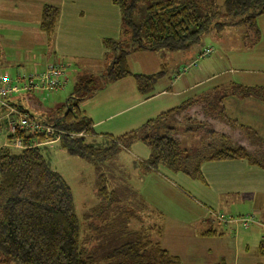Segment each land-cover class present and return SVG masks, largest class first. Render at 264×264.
<instances>
[{"label":"trees","instance_id":"1","mask_svg":"<svg viewBox=\"0 0 264 264\" xmlns=\"http://www.w3.org/2000/svg\"><path fill=\"white\" fill-rule=\"evenodd\" d=\"M141 3H148L147 14L142 23L136 26L131 17ZM114 4L123 14L121 35L118 39L104 41L111 52L112 62L101 75V83L100 78L99 82H95L93 76L78 78L71 95L61 106L60 113L53 117V123L42 114L45 109L38 98L41 94L34 90L25 92L19 102L12 97L8 99V103L32 119L52 125L63 132L59 140L63 141L68 153L96 167L99 173L96 184L99 202L109 199L111 193L116 194L106 185V177L100 172L101 163L116 148L129 149L138 141L150 151L149 158L141 162L148 172L165 167L206 183L202 173V165L206 161L245 159L251 165L264 169V138L253 128L232 119L225 107V99L229 95L254 97L264 104V86L251 87L232 83L226 87H216L212 93L190 98L146 121L139 128L113 137V145L105 149L87 142L86 137L94 134V123L80 108L84 101L106 84L130 76L136 79L141 94H152L164 72L151 75L132 73L128 60L132 53L157 52L162 49L188 51L199 44L205 35L212 31L218 32L226 26H245L248 33L254 31L259 38L257 22L264 15V0H224L222 8L216 0H114ZM59 15L58 7L45 5L41 12L40 29L46 34H52ZM213 52L212 47L201 49L198 57L205 59ZM188 69L184 68V72ZM0 107L7 112V108ZM8 119L16 121L18 116L13 114L7 118L6 128L3 130L6 142L0 148V254L6 258L5 262L181 264L178 256L164 248L160 240L151 237L154 231L159 237L162 235V228L156 225L133 231L126 230L127 228L113 229L111 225L115 226L118 222L114 221L108 224L112 229L108 240H82L81 221L76 211L72 188L59 172L49 166L37 146L46 141L45 138L20 129L9 134ZM178 126L187 133L196 134V138H201L203 143L196 152L190 153L182 148L187 142L183 143L181 135L176 134ZM205 137L221 139L206 142ZM16 139H21L25 148L10 147L9 144ZM196 143L192 140L187 147L196 149L193 145ZM142 205L148 210L143 200ZM98 209L99 206L92 208L85 217H91ZM92 226L88 224L87 227L95 235L104 233ZM218 234L215 229H211L203 235ZM257 253L264 258V240L259 243ZM220 264L226 263L222 261Z\"/></svg>","mask_w":264,"mask_h":264},{"label":"crops","instance_id":"2","mask_svg":"<svg viewBox=\"0 0 264 264\" xmlns=\"http://www.w3.org/2000/svg\"><path fill=\"white\" fill-rule=\"evenodd\" d=\"M45 5H52L58 7L60 10L56 29L52 34H46L40 29L41 12ZM10 6L14 9H21L23 6L22 9L28 12L29 16H23L13 21L11 17L10 19L7 17L10 14L5 9L4 11L0 10V75L2 73H7L10 76L15 73L17 76L42 73L47 65L52 63V60L57 61L59 59L67 60L68 67H71L72 63L75 64L76 69L73 68V73L76 72L74 75V83L80 77L90 76L92 74L103 75L106 72L109 66V59L110 57L112 59V55L109 48L104 44V41L106 39H116L122 27V12L114 4V0H11ZM27 49H31V52L34 51V54H26L24 56L22 51ZM129 57V67L132 73L143 75L156 74H150L145 71H133ZM209 66L211 67V64ZM178 68L176 71H178ZM87 71H90V74ZM162 71L164 74L159 78L155 84L154 91L150 95L140 93L136 79L133 76L110 83L117 85L119 82H123L129 78L132 79L130 82H127V87L132 92L137 88L136 91L139 94L131 95L133 98L138 99L137 103H148L152 99L169 94L175 97H184L181 102L183 103L190 98L201 97L212 93L216 87H226L235 83L233 81L219 82L208 88L206 85L218 79L219 76L215 72L212 75L202 73L200 76L193 72L194 75L193 73L190 74L192 76L189 80H185L186 84L181 82V88H176L179 79H174V81L171 79L170 82L161 84L156 93L157 84L159 85L167 75V71ZM198 71L200 72L199 68ZM70 77L72 76L70 75ZM235 84L251 86L242 83ZM108 86L106 84L100 91H103ZM135 86L136 88L134 89ZM64 89L53 90L52 93H62L61 91ZM24 94L26 93L17 94L12 99L19 102ZM140 94L141 97L139 96ZM120 95L122 100L121 98L118 100L120 102L119 106L124 105L126 102L123 97L128 98L130 96L125 94L124 88L120 92ZM87 103L88 101L86 100L83 102V105L85 104L87 107ZM181 103L176 102V105L169 109ZM165 106H169V103ZM225 107L232 119H236L241 124L253 128L256 132H264V104L262 101L254 97L242 98L240 96L229 95L225 99ZM123 110L118 113H121ZM85 113L88 115L86 110ZM5 114L6 111L2 108L0 112L1 133L6 128L5 124L8 117ZM89 114L90 116H88L94 123V134L88 136L91 140L87 142L101 149L110 147L111 144H109V141H113V135L108 134L109 129L106 126L114 115L99 117L98 113H95L94 110H90ZM151 114H153L152 109L144 114L142 117L143 120H145L144 118H149L148 120H150ZM124 121L121 124L127 122V120ZM124 128L128 127L124 124L120 129ZM260 136L264 137V134ZM56 142L59 143L60 140H46L38 143L37 146H48ZM139 143L143 145L142 142L138 141L133 143L129 149H125V151L129 152L133 148L134 153L140 158L139 161L141 163L149 158L150 151L146 146H140L141 144ZM136 166L137 164L134 161L132 163L133 169ZM150 172L146 177L142 176L144 175L142 173L138 176L142 181L141 187L143 190L141 189V192L143 191L148 210L151 211L154 218L158 216L157 214L159 212L166 214L167 219L160 226L162 228V234H164L166 226L172 229L173 233L193 232L192 235L194 236L196 244L191 243V245L186 246L183 256L192 258L194 264H201L206 256L208 257L213 254V248L210 244L217 241V239L225 240L236 237L238 228L235 229L236 233L233 236L232 233L228 234V232L223 231V224L226 226L236 225L240 227V223H243L246 228H250L251 223H253L250 222L247 224L243 222V217L241 219H227L224 211L231 212L235 207L239 208L247 202L253 203L256 200L261 201L264 206V169L251 165L245 159L204 162L202 165V173L206 183L194 180L182 172H174L165 167H160L158 170ZM188 192L201 197L203 202L199 203L195 199L192 200ZM212 209L214 211L218 210L217 212L222 211L223 213L220 216H215L217 213L213 212ZM254 211L255 213H260L262 209ZM259 225L264 227L263 217ZM198 227L199 230H196ZM211 229H215L221 235H203ZM263 240L264 236H262L260 242ZM198 241L206 243L205 248L198 246ZM161 243L172 255L178 256L179 258L182 256H179L178 253L174 254L168 249L163 238ZM236 246L240 248L239 242L236 243ZM226 248L232 252L234 251L230 244ZM246 248L248 249L249 247L246 246ZM226 255H221L222 257L219 261H224L226 264H229L225 259Z\"/></svg>","mask_w":264,"mask_h":264},{"label":"rangeland","instance_id":"3","mask_svg":"<svg viewBox=\"0 0 264 264\" xmlns=\"http://www.w3.org/2000/svg\"><path fill=\"white\" fill-rule=\"evenodd\" d=\"M10 2L11 0H0V10L4 11L5 9L10 14L7 16L9 19L11 17L14 21L22 18L23 16H29L28 12L22 9L23 6L21 9H14L11 8ZM216 2L220 8L223 7L224 0H216ZM147 7L148 3H141L140 5L138 4L134 10L131 19L136 26L140 25L146 17ZM257 23V27L260 30L259 38L256 36L254 31H250L248 33L245 26H226L218 32L212 31L211 33L205 35L199 44L193 46L188 51H170L162 49L158 52L144 51L132 53L129 57L130 62L132 63L131 69L135 72L145 71L150 74L157 73L162 70L167 71V75L162 79L161 83H159V85L157 84L158 87L156 88V93L158 92L161 84L168 81L170 82L171 79L172 81H174V79H179L177 82L178 86L176 88H181V82L186 84L185 80L188 81L192 76L190 74L193 72L198 76L202 73L212 75L215 72L219 76L218 79L213 80L206 85L208 88L219 82L223 83L231 81L251 86L264 85V15L258 18ZM120 35L121 33L119 32L116 39H118ZM211 47L214 49V52L208 58L201 59L198 57L199 55H196L199 50ZM22 54L24 56L26 54L33 55L34 51L31 52V49H27L23 50ZM194 57L195 59L192 61ZM62 61L67 66L68 61ZM54 62L55 60H52V63ZM109 62H112L111 57ZM109 62L108 64L110 65ZM195 62L196 64H194ZM209 64H211V67ZM73 68L76 69V66L72 63L71 67H68V71L72 77L69 75V83L67 82L63 88L59 89L62 90L65 88L61 91L62 93L53 94L52 92H45L38 96L43 108L45 109L42 114L50 121V123H53V117L58 116L61 106L66 103L67 98L72 93L74 75L76 73H73ZM177 68L178 71H176ZM184 68L189 69L187 72H184ZM198 68L200 69V72L198 71ZM87 72L90 74V71ZM11 75L14 78L17 76L16 73ZM101 75L102 74H92L90 76H93L95 82H99V78H102ZM131 80L132 79L129 78L123 82L117 83V85L108 83L109 86L106 87V89L103 91L98 90L92 97L87 99V107L85 104L83 105V103L80 105L81 110H86L89 116L90 110H94L95 113H98L99 117L114 115L112 119L108 121V125L106 126V128L109 129L108 134H112L113 137L121 136L142 126L149 119L144 118L146 120L145 121L142 118L149 110L152 109L153 111V114H151L152 116L150 115V119L155 118L159 113H161V111H167L170 107L176 105V102L181 103L184 99V97H175L174 95L169 94L152 99V101L148 103H137L138 99L131 96L139 94V92L136 91V86L134 87V89L136 88V92H132V90L127 87V82H130ZM101 82L102 79L99 83ZM123 88L125 89V94L130 96L128 98L123 97L126 102L124 105L119 106L120 102L118 100H120V98L122 100L120 92ZM139 96L141 97V94ZM239 99L241 100V98ZM167 103H169V106H165ZM121 110L123 111L118 113ZM32 111L38 112V110ZM124 120H127L124 124L128 128L120 129L122 125H124L121 124L125 122ZM178 128L179 131L176 134L181 135V141L183 143L187 142L186 145L181 142V145L183 144L182 148L187 149L190 153L196 152L197 148L203 143L201 138H196V134L185 132L180 126H178ZM257 133L260 135L264 134V132ZM220 139V137L204 138L206 142H217ZM86 140L90 142L91 139L87 136ZM192 140H194L195 143L197 140V143L193 144L196 149L187 147ZM106 141H108V139H106ZM5 142V134L4 132H0V148L5 144ZM109 142V144L113 145L112 140ZM143 145L141 144L140 146ZM40 150L49 166L53 170L59 172L72 188L76 211L81 221L82 240H108L112 231V229L108 227V224H111L114 221L118 222L115 225L116 227L111 225L113 229L127 228L126 230L141 231L146 227L153 226L155 224L156 226H162L163 221L167 219L166 214L161 212H159V214H157L158 216L154 218V216L150 213V210H147L142 205V200L145 203L146 201L144 200L143 191L141 192L142 181L140 180V177L138 178V176L142 173L144 174L142 176L146 177L147 174L151 172H148L146 168L142 167V164L139 161L140 158H138L134 153L133 148L129 152H126L125 149H122L121 147L119 149L116 148L113 154H111L108 158H105V160L101 163L100 172L106 177V185L110 191L116 192L115 195L111 193L110 198L102 202H99V198L96 195V184L99 173L92 163L83 160L78 156L69 154L67 148L64 147L62 140H60L59 143L56 142L48 146H42L40 147ZM134 161L137 164L135 169L132 167V163ZM188 193L191 195L192 200L195 199L199 203L203 202L201 197L191 192ZM96 206H99L97 213H94L91 217H85L91 212L92 208ZM258 209H262V212L255 213L254 210ZM212 211L217 213L215 216H220L223 213L222 211L217 212L218 210L214 211L213 209ZM224 212L227 219L232 220L241 219L242 217L247 216H254L255 222L251 223L250 228H246L243 223H240V227H237L236 225L226 226L223 224V231L228 232V234L232 233L233 236L236 233L235 229L238 228L236 237L225 240L217 239V241L211 243L210 245L213 248V254L208 257L206 256L204 258L205 260L201 262V264H220L221 261L219 260L223 254H227L225 259L229 264H264V258L260 257L257 253L259 242L262 236H264V227L259 225L262 217L264 218L263 203L259 200H256V202L253 203L247 202L239 208L235 207V209L231 212ZM88 224H92V227L98 228L99 231L102 230L104 233L102 235H95V233L88 230ZM196 230H199V227L196 228ZM192 233L193 232L190 233L187 231L184 233H173V230L169 229V227L167 228L166 226L162 236L159 237L154 231L151 237L154 240H160L161 242L163 238L168 249H170L174 254L178 253L179 256L182 255L180 256L181 264H194V260H192V258L183 256L186 246L191 245V243L196 244ZM111 240L114 239L112 238ZM238 242L240 244V248L236 246V243ZM228 244H230L233 248V252L226 248ZM197 245L205 248L207 244L202 241H198ZM246 246L249 248L247 249ZM5 260L6 258L0 254V264H12L11 262H5Z\"/></svg>","mask_w":264,"mask_h":264},{"label":"built area","instance_id":"4","mask_svg":"<svg viewBox=\"0 0 264 264\" xmlns=\"http://www.w3.org/2000/svg\"><path fill=\"white\" fill-rule=\"evenodd\" d=\"M206 53L209 54V51ZM69 75L70 72L66 64L60 59L48 64L44 72L39 74L19 75L14 78L7 73H2L0 75V105L7 108V117L13 114L18 116L16 121L8 119V133L14 134L17 129H20L32 135L41 136L47 141L59 140L63 132L56 130L52 125L32 119L28 114L19 112L17 108L8 103V99L29 90H34L40 94L58 90L66 85ZM9 146L17 149L25 148L21 139H16ZM242 221L248 224L254 222L255 219L254 217H246Z\"/></svg>","mask_w":264,"mask_h":264}]
</instances>
